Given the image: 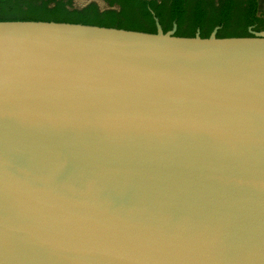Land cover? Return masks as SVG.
<instances>
[{"label": "water", "instance_id": "95a60500", "mask_svg": "<svg viewBox=\"0 0 264 264\" xmlns=\"http://www.w3.org/2000/svg\"><path fill=\"white\" fill-rule=\"evenodd\" d=\"M153 20L0 21V264H264V31Z\"/></svg>", "mask_w": 264, "mask_h": 264}, {"label": "trees", "instance_id": "16d2710c", "mask_svg": "<svg viewBox=\"0 0 264 264\" xmlns=\"http://www.w3.org/2000/svg\"><path fill=\"white\" fill-rule=\"evenodd\" d=\"M10 0H0V10H22L25 13L33 11L34 17L26 21H42V22H58V23H73L83 24L107 28H118L130 31H138L145 33H155L154 16L159 20L163 31H169L172 24L177 25L175 35L179 37H193L196 29L200 32L202 38H207L212 30L218 27V38L229 37H247L250 36L248 29L253 31H264V27H258L259 18L257 17L256 0H246L243 4V16L234 18L229 2L222 0L219 5L214 7L216 13L214 16L203 19L200 10H195L189 16L187 21L182 20V3L184 0H172L169 5H165L168 11L166 16H162L159 9L163 6L156 0H120L123 1L125 7L119 12L107 10L100 12L95 4H89L81 10L70 9L71 0H40V4L36 1H28L23 5L6 2ZM110 6L116 4V0H106ZM52 7H49L50 4ZM152 13L154 15H152ZM135 22V23H134ZM184 24L187 25L186 30H183ZM236 27L234 30H230Z\"/></svg>", "mask_w": 264, "mask_h": 264}, {"label": "flooded vegetation", "instance_id": "af4514ba", "mask_svg": "<svg viewBox=\"0 0 264 264\" xmlns=\"http://www.w3.org/2000/svg\"><path fill=\"white\" fill-rule=\"evenodd\" d=\"M28 1H36V0H10L8 2L5 3V5L9 4V3H15L18 5H23L24 3H27ZM74 2V0H72ZM97 1V0H96ZM95 1V2H96ZM101 2L106 3V0H99ZM119 2V4L121 5V7H125V4L123 1L120 0H116ZM222 0H184V2L182 3V20L185 22L187 21V19L189 18L190 15H192L194 13L195 10H200V12L202 13L203 19L207 20V18L214 16V14L216 13V10L214 9V7L219 5V2H221ZM229 2L231 11L233 14L236 13L234 18H239L242 17L243 15V8L246 7V4H243L244 1L246 0H226ZM262 0H256L257 3V7H259V4H261ZM37 3L40 4V0H37ZM163 4V6L159 9V12L162 14V16H166L168 14V11L165 8V5L167 6V2H160ZM96 5H98L96 3ZM100 12H103V10H99ZM252 29V28H251ZM199 32L198 29H196L195 34ZM200 34V32H199Z\"/></svg>", "mask_w": 264, "mask_h": 264}, {"label": "rangeland", "instance_id": "374dc122", "mask_svg": "<svg viewBox=\"0 0 264 264\" xmlns=\"http://www.w3.org/2000/svg\"><path fill=\"white\" fill-rule=\"evenodd\" d=\"M65 1V0H64ZM74 0V2L71 0V7L70 9H77V10H81L83 8H85L86 6H88L89 4H95L96 3L98 5H96L98 7L99 10H103V11H107V10H113L116 12H119L122 7L119 4V2L117 1L115 5L110 6L109 3L107 1L101 2L99 0ZM157 4L162 1V2H167L170 3L172 0H156ZM169 5V4H167ZM53 4L51 3L49 5V7H52ZM245 8V7H244ZM34 12L33 11H29V12H24L22 10H19L16 8V10H0V21H26L27 19H31L34 17ZM257 17L259 18V23H258V27L263 28L264 27V0L261 1V4H259V7H257ZM135 23V22H134ZM184 29L186 30L187 25L184 24ZM236 27H232L230 30H234Z\"/></svg>", "mask_w": 264, "mask_h": 264}]
</instances>
